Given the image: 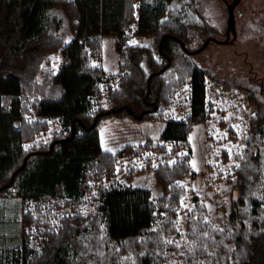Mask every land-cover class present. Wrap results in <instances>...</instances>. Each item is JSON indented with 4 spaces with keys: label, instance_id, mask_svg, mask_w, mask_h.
I'll list each match as a JSON object with an SVG mask.
<instances>
[{
    "label": "trees",
    "instance_id": "1",
    "mask_svg": "<svg viewBox=\"0 0 264 264\" xmlns=\"http://www.w3.org/2000/svg\"><path fill=\"white\" fill-rule=\"evenodd\" d=\"M173 1L0 0V196L22 201L21 243L10 264H264L262 84L259 96L250 95L259 107L243 151L233 156L238 195L229 223L213 225L194 196L180 230L182 182L194 174L191 134L218 109L208 96L209 72L180 43L187 46L193 30L204 37L215 29L196 0L178 10ZM106 36L116 37L119 62L107 79ZM137 38H151L150 45ZM210 77L213 85L239 88ZM104 97L107 106L96 109ZM173 109L187 112L176 118ZM126 116L167 124L157 140L103 150L102 121ZM50 118L66 135L26 150ZM228 129L237 142L236 128ZM229 152L221 153L225 163ZM123 158L143 164L125 165L127 182L116 177ZM151 170L162 190L157 199L149 187L129 184Z\"/></svg>",
    "mask_w": 264,
    "mask_h": 264
},
{
    "label": "rangeland",
    "instance_id": "2",
    "mask_svg": "<svg viewBox=\"0 0 264 264\" xmlns=\"http://www.w3.org/2000/svg\"><path fill=\"white\" fill-rule=\"evenodd\" d=\"M188 1L190 0H174L170 7L178 10ZM196 1L201 13L215 30L205 33L204 37L197 30L191 31L188 48L197 50L208 37L227 40L228 4L233 0ZM234 18L236 33L231 34L228 39L232 43L211 41L203 51L192 56L210 76L236 84L239 88L226 89L224 85L216 86L210 76L206 77L209 99L215 103L218 111H215L209 120L196 124L191 134L194 174L182 182L186 194L178 215L181 231L185 230L188 212L194 207V196H198L205 204L208 220L219 226L229 223L231 202L238 195L237 190L232 188L231 173L237 164L233 156L235 151H243V133L245 136L250 117L258 111L259 106L250 99V95L259 96V86H264V0H240L234 9ZM135 40L146 46L151 42V38ZM115 44L114 36H106L102 40L101 66L106 79L119 73ZM263 95L264 91L261 96ZM263 99L261 97L259 100ZM101 105L107 106L106 97L96 109ZM186 112L187 110L173 109L172 115L179 118ZM221 120H225L226 125L222 126ZM49 123L48 131L40 133L35 140L26 143V150H38L53 139L66 135V130L58 119L50 118ZM166 124L163 120L136 121L129 116L106 118L99 129L101 148L115 152L126 144L143 143L148 137L157 140ZM229 127L236 128L237 142L229 136ZM208 135L212 138L208 139ZM214 141L215 144L212 143ZM224 150L230 151V161L226 163L221 156ZM130 162L139 168L143 167L139 161L121 159L116 177L122 182H127L124 167ZM153 166L155 167L156 163ZM129 184L149 187L154 199L162 194L160 186L155 183L152 170L135 176ZM48 204H41L43 212H46ZM21 212L22 201L18 196H0V264H10L12 251L21 243Z\"/></svg>",
    "mask_w": 264,
    "mask_h": 264
},
{
    "label": "water",
    "instance_id": "3",
    "mask_svg": "<svg viewBox=\"0 0 264 264\" xmlns=\"http://www.w3.org/2000/svg\"><path fill=\"white\" fill-rule=\"evenodd\" d=\"M240 2V0H233V2L231 4H228V12H229V17H228V24H227V32L228 34L230 33V31H233V32H236L235 31V18H234V9L235 7L238 5V3ZM211 41H214V42H217V43H221L218 41V39H216L215 37H208L205 39V41L203 42L202 46L200 48H198L197 50H190L186 44L184 43V41H180L181 43V46L183 48V50L189 54V55H195L201 51H203L207 46L208 44L211 42ZM150 85V84H149ZM149 89H150V86H149ZM150 90H148V93H149ZM117 112H120L121 111V108H119L118 110H116ZM108 113V112H106ZM139 117H142V115H140ZM96 122L93 123V125L91 127H93L95 125ZM74 136V133L72 134V137ZM26 165V160H24L23 162V166L22 167H25ZM17 171L12 175V178H11V181L8 185H11L12 182L14 181V178H15V175H16Z\"/></svg>",
    "mask_w": 264,
    "mask_h": 264
},
{
    "label": "flooded vegetation",
    "instance_id": "4",
    "mask_svg": "<svg viewBox=\"0 0 264 264\" xmlns=\"http://www.w3.org/2000/svg\"><path fill=\"white\" fill-rule=\"evenodd\" d=\"M235 33H236V32L230 31V33L228 34V32L226 31V39H227V40H225V41L218 40V41L221 42V44H224V43H226V42H227V43H230V42L232 43V41H228V39L230 38V35H231V34L234 35Z\"/></svg>",
    "mask_w": 264,
    "mask_h": 264
},
{
    "label": "crops",
    "instance_id": "5",
    "mask_svg": "<svg viewBox=\"0 0 264 264\" xmlns=\"http://www.w3.org/2000/svg\"><path fill=\"white\" fill-rule=\"evenodd\" d=\"M57 119V118H56Z\"/></svg>",
    "mask_w": 264,
    "mask_h": 264
}]
</instances>
